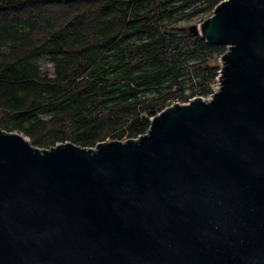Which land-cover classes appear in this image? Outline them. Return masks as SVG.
Wrapping results in <instances>:
<instances>
[{
    "label": "water",
    "instance_id": "water-1",
    "mask_svg": "<svg viewBox=\"0 0 264 264\" xmlns=\"http://www.w3.org/2000/svg\"><path fill=\"white\" fill-rule=\"evenodd\" d=\"M190 29L218 90L137 138L51 148L0 128V264H264V0Z\"/></svg>",
    "mask_w": 264,
    "mask_h": 264
},
{
    "label": "trees",
    "instance_id": "trees-1",
    "mask_svg": "<svg viewBox=\"0 0 264 264\" xmlns=\"http://www.w3.org/2000/svg\"><path fill=\"white\" fill-rule=\"evenodd\" d=\"M223 0H0V128L41 148L146 133L214 92L225 45L190 29Z\"/></svg>",
    "mask_w": 264,
    "mask_h": 264
},
{
    "label": "rangeland",
    "instance_id": "rangeland-1",
    "mask_svg": "<svg viewBox=\"0 0 264 264\" xmlns=\"http://www.w3.org/2000/svg\"><path fill=\"white\" fill-rule=\"evenodd\" d=\"M198 23H200V20H194V21H191V22H190L191 25H192V24H198ZM218 84H219L218 82H217L216 84H214V85H213V89H215L216 87H218Z\"/></svg>",
    "mask_w": 264,
    "mask_h": 264
},
{
    "label": "built area",
    "instance_id": "built-area-1",
    "mask_svg": "<svg viewBox=\"0 0 264 264\" xmlns=\"http://www.w3.org/2000/svg\"><path fill=\"white\" fill-rule=\"evenodd\" d=\"M218 87H219V86H218ZM218 87H216V88L214 89V92L218 90ZM214 92H213V93H214ZM213 93H212V94H213ZM210 95H211V94H210ZM204 98H206V97H204Z\"/></svg>",
    "mask_w": 264,
    "mask_h": 264
}]
</instances>
